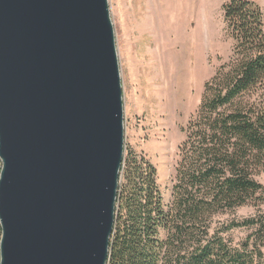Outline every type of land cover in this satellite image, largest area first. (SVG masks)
Masks as SVG:
<instances>
[{
	"label": "water",
	"instance_id": "95a60500",
	"mask_svg": "<svg viewBox=\"0 0 264 264\" xmlns=\"http://www.w3.org/2000/svg\"><path fill=\"white\" fill-rule=\"evenodd\" d=\"M124 159L109 0H0V264H108Z\"/></svg>",
	"mask_w": 264,
	"mask_h": 264
},
{
	"label": "trees",
	"instance_id": "16d2710c",
	"mask_svg": "<svg viewBox=\"0 0 264 264\" xmlns=\"http://www.w3.org/2000/svg\"><path fill=\"white\" fill-rule=\"evenodd\" d=\"M222 9L233 54L183 131L172 199L164 203L156 167L129 152L108 264H264V13L251 0ZM249 205L252 216L215 221ZM237 229L251 233L235 245Z\"/></svg>",
	"mask_w": 264,
	"mask_h": 264
},
{
	"label": "rangeland",
	"instance_id": "374dc122",
	"mask_svg": "<svg viewBox=\"0 0 264 264\" xmlns=\"http://www.w3.org/2000/svg\"><path fill=\"white\" fill-rule=\"evenodd\" d=\"M220 3L109 0L123 87L125 156L136 152L156 167L165 204L172 199L183 131L200 106L205 84L233 54ZM257 180L264 184V170ZM253 214L249 205L215 221ZM250 233L237 229L229 236L237 245Z\"/></svg>",
	"mask_w": 264,
	"mask_h": 264
},
{
	"label": "crops",
	"instance_id": "0c3cea01",
	"mask_svg": "<svg viewBox=\"0 0 264 264\" xmlns=\"http://www.w3.org/2000/svg\"><path fill=\"white\" fill-rule=\"evenodd\" d=\"M206 1H217V0H206ZM228 0H220V5H224V3H226ZM251 1H254L256 3H258L262 9H263V13H264V0H251Z\"/></svg>",
	"mask_w": 264,
	"mask_h": 264
}]
</instances>
